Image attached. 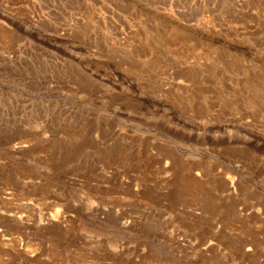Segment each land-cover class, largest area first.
<instances>
[{
  "label": "rangeland",
  "instance_id": "rangeland-1",
  "mask_svg": "<svg viewBox=\"0 0 264 264\" xmlns=\"http://www.w3.org/2000/svg\"><path fill=\"white\" fill-rule=\"evenodd\" d=\"M0 9V264H264V0Z\"/></svg>",
  "mask_w": 264,
  "mask_h": 264
},
{
  "label": "bare ground",
  "instance_id": "bare-ground-1",
  "mask_svg": "<svg viewBox=\"0 0 264 264\" xmlns=\"http://www.w3.org/2000/svg\"><path fill=\"white\" fill-rule=\"evenodd\" d=\"M4 9H5V8H4ZM0 10H2V9H0ZM8 13H9V12H8ZM8 13H7V14H8ZM8 15H11V13H10V14H8ZM8 15H7V16H8ZM12 16H13V15H12ZM14 16H15V15H14ZM14 16H13V17H14ZM11 18H12V17H11Z\"/></svg>",
  "mask_w": 264,
  "mask_h": 264
}]
</instances>
